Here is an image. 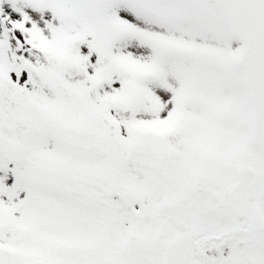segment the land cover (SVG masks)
<instances>
[{
    "label": "snow or ice",
    "instance_id": "obj_1",
    "mask_svg": "<svg viewBox=\"0 0 264 264\" xmlns=\"http://www.w3.org/2000/svg\"><path fill=\"white\" fill-rule=\"evenodd\" d=\"M0 264H264V0H0Z\"/></svg>",
    "mask_w": 264,
    "mask_h": 264
}]
</instances>
